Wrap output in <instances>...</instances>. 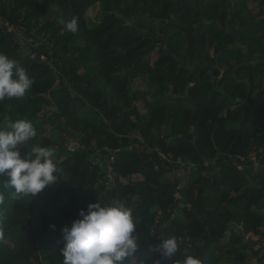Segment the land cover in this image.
<instances>
[{
  "label": "trees",
  "instance_id": "obj_1",
  "mask_svg": "<svg viewBox=\"0 0 264 264\" xmlns=\"http://www.w3.org/2000/svg\"><path fill=\"white\" fill-rule=\"evenodd\" d=\"M255 2L250 16L247 0H0L12 25L0 27V52L33 80L24 97L0 102V126L28 120L30 141L54 127L43 141L63 158L59 181L35 198L18 197L0 175V264H63L62 228L98 200L124 204L139 221V248L124 264H184L188 255L264 264V169L237 168L238 157L264 148V97L252 99L264 79V0ZM97 4L103 15L88 26ZM73 17L76 33L61 23ZM97 156L102 169L89 161ZM170 170L172 187L162 182ZM132 175L142 179L121 182ZM169 237L181 238L178 251L161 258Z\"/></svg>",
  "mask_w": 264,
  "mask_h": 264
},
{
  "label": "clouds",
  "instance_id": "obj_2",
  "mask_svg": "<svg viewBox=\"0 0 264 264\" xmlns=\"http://www.w3.org/2000/svg\"><path fill=\"white\" fill-rule=\"evenodd\" d=\"M61 23L67 32L78 31L76 17ZM32 84L26 68L0 52V102L5 98L24 97ZM36 134L33 124L24 119L0 126V175L7 176L9 186L14 188L18 197L30 195L35 198L59 181L57 173L60 170L54 162L52 148L34 145L21 156L20 146H27ZM102 165L105 164L102 162ZM108 167L107 164V170ZM0 203H3L2 195ZM136 221L131 209L124 204L107 205L99 200L89 203L86 210H79V218L74 219L71 226L65 225L61 230L65 241L61 248L63 264H124L127 258L137 253L140 245ZM158 251L161 258H171L178 251L176 238L163 239ZM184 264H201V261L188 255Z\"/></svg>",
  "mask_w": 264,
  "mask_h": 264
},
{
  "label": "rangeland",
  "instance_id": "obj_3",
  "mask_svg": "<svg viewBox=\"0 0 264 264\" xmlns=\"http://www.w3.org/2000/svg\"><path fill=\"white\" fill-rule=\"evenodd\" d=\"M248 2H249V6H254V8H251V12L249 13V15L250 16H253V15H256L257 14V12H258V9L255 7V1H258V0H247ZM96 6L97 5H94V6H92V7H90L88 10H87V14H88V18H87V24H88V26H93V25H95L99 20H100V16H101V13H102V7H97L96 8ZM100 8V9H99ZM89 11V12H88ZM98 13H100L99 14V17H98ZM102 15H103V13H102ZM151 25V23H147V25H145L146 27L147 26H150ZM151 26H153L154 27V24L153 25H151ZM36 31V30H35ZM156 32H158V30L156 29L155 30ZM35 35H37L38 37L37 38H40V37H42V36H40V34L38 33V32H35ZM159 35H161V33H159ZM51 46V44L50 43H48L47 44V47H50ZM26 48V45L25 46H22V48ZM21 48V49H22ZM28 51H29V49H27ZM208 51H210V49L208 50ZM41 60H45L46 59V56L45 55H43V54H41ZM263 83V82H262ZM138 85L140 86V87H143V84H142V82L140 81V80H138ZM259 85V84H258ZM256 88H259L260 89V86H256ZM146 88H144L143 87V90H145ZM143 92V91H142ZM150 97V96H149ZM50 112L52 113V112H56V110L55 109H51L50 108ZM51 113L50 114H47V115H51ZM101 129H103V130H106V124H104V125H101ZM157 130L161 133V134H163L164 136H166V133H167V128L166 127H164V126H161V127H158L157 128ZM58 130L57 129H54V127H52V129H50L49 127H48V125H46L45 126V130L44 131H42L41 132V134H40V139H37V140H33V141H29V142H27V146H20V152H21V156L23 157L26 153H27V151H28V149L30 150L31 149V147L32 146H34V145H40V146H44V147H46L45 146V143H44V141H43V139H47V138H49L50 136H52V138H54V137H56L57 135H58ZM105 138V134H102L98 139H96V140H92V146L93 147H98V145H97V143L99 142V141H102V139H104ZM61 140H58V142H60ZM68 142H70L69 140H68ZM56 152H57V150H56V148L54 149V156H53V159H54V162L56 163V165H58V162L60 161V160H63V158H61L59 161L55 158L56 157ZM217 157H219V155L218 154H216V156L213 158V160H216V158ZM258 162H257V165H258V163H260L261 162V160H257ZM58 167V166H57ZM238 168V167H237ZM212 171H215V170H217V168L216 167H211L210 168ZM174 176H175V173H174V171H172V170H170L168 173H166L165 175H164V177H163V179H162V182H163V184H165L166 186H168V187H172V183H173V180H174ZM142 178L141 177H139V176H136V175H132L131 176V179H129V177H124V178H122L121 179V182L122 183H125V182H129V180L131 181V180H136V181H140ZM113 187H115V184H114V181L112 180L111 181V183H110V185H109V187H108V191H110V190H112V188ZM135 202H139L138 200H136ZM114 203H116V201L115 200H112L111 202H110V205H114ZM178 211L176 210V214H179V213H177ZM158 213V212H157ZM180 215V214H179ZM157 216H158V214L156 215V220H158L157 219ZM135 220H137L135 223H136V228H137V226H139V221H138V219H135ZM154 228V224L152 225V227L150 228V229H153ZM141 230V229H140ZM181 238H178L177 240L179 241ZM5 241H7L6 239H5ZM255 261V260H254ZM152 264H157V259H154L153 261H152ZM180 264H183V262H181ZM218 264H222V261H220Z\"/></svg>",
  "mask_w": 264,
  "mask_h": 264
},
{
  "label": "built area",
  "instance_id": "obj_4",
  "mask_svg": "<svg viewBox=\"0 0 264 264\" xmlns=\"http://www.w3.org/2000/svg\"><path fill=\"white\" fill-rule=\"evenodd\" d=\"M0 27H2V29L7 28V29L11 30L12 25H10L8 21H6L0 17ZM13 29H14V32H17L18 34H20L21 33L20 31H22V29L20 27H15ZM41 42H44V40H42ZM160 155H162V154H160ZM262 157H264V148L252 150L246 156L238 157V166L237 167L239 170L243 169L246 163H250L253 166H256L257 162H258L257 160H261ZM91 158L94 159L91 161L92 164H97L99 162L98 156L97 157H91ZM112 160H113V158L111 156H109L107 164ZM109 173H110V168L108 167V170L104 176V183L107 185V188L109 187V185L112 181L111 180L112 178L110 177Z\"/></svg>",
  "mask_w": 264,
  "mask_h": 264
},
{
  "label": "crops",
  "instance_id": "obj_5",
  "mask_svg": "<svg viewBox=\"0 0 264 264\" xmlns=\"http://www.w3.org/2000/svg\"><path fill=\"white\" fill-rule=\"evenodd\" d=\"M97 7H101L99 4H97V6H96V8ZM100 9V8H99ZM89 12V11H88ZM99 14L100 13H98V17H99ZM84 18H85V20H86V22L88 21L87 20V18H88V14H87V11H86V13H85V15H84ZM88 23V22H87ZM262 82H264V79H259L258 80V83H259V85H257V86H260V89L259 88H254V91H253V93H252V99H257L258 97H260V96H263L264 97V83H262ZM138 91L139 92H142L143 91V88L142 87H140L139 86V89H138ZM149 100H150V98L149 97H147ZM231 108H233V106H231ZM168 130V129H167ZM168 131H167V133H166V136L168 135ZM163 135V134H162ZM164 136V135H163ZM219 155V154H218ZM220 156V155H219ZM209 163L210 162H204V165H207V168H209L210 167V165H209ZM252 167H253V170H262V169H264V164L262 163V162H260V163H258V165H256V166H253L252 165ZM261 212V215L264 217V209L263 210H261L260 211ZM241 227V226H240ZM257 238V237H256ZM261 246L263 247L264 246V241H262V244H261ZM258 247H260V244L258 243V245L255 247V248H258ZM261 247V248H262ZM256 259V257L255 256H251V258H250V260L251 261H253L254 262V260Z\"/></svg>",
  "mask_w": 264,
  "mask_h": 264
},
{
  "label": "water",
  "instance_id": "obj_6",
  "mask_svg": "<svg viewBox=\"0 0 264 264\" xmlns=\"http://www.w3.org/2000/svg\"><path fill=\"white\" fill-rule=\"evenodd\" d=\"M131 20V19H130ZM243 51L244 52H246V49L245 48H243ZM244 57H245V55H244ZM243 63H240V64H238L236 67H235V69H237L240 65H242ZM264 83V82H263ZM187 87L188 86H186V88H185V91H186V89H187ZM109 156H107L106 158H108ZM106 162V159H105V161L103 162V164ZM213 163H215V162H213ZM217 170H215L214 172H216Z\"/></svg>",
  "mask_w": 264,
  "mask_h": 264
},
{
  "label": "flooded vegetation",
  "instance_id": "obj_7",
  "mask_svg": "<svg viewBox=\"0 0 264 264\" xmlns=\"http://www.w3.org/2000/svg\"><path fill=\"white\" fill-rule=\"evenodd\" d=\"M221 15H222V12H221ZM221 15H220V16H221ZM143 31H145V30H143ZM226 31H227V32H230V27L227 28ZM243 48H244V47H243ZM243 48H242V50H243ZM245 49H246V48H245ZM244 55H245V57H246V52L243 51V57H244ZM245 57H244V58H245ZM200 61H201V60H200ZM200 61H198V62H200ZM242 63H244V62H242ZM239 64H240V63H239ZM237 65H238V64H237ZM242 65H244V64H242ZM242 65H240V66H242Z\"/></svg>",
  "mask_w": 264,
  "mask_h": 264
}]
</instances>
